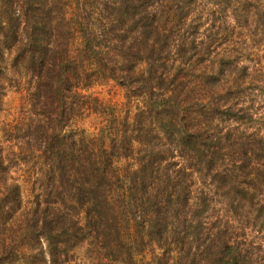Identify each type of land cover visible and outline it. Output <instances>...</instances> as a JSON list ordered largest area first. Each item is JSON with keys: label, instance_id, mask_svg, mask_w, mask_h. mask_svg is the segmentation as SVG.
I'll list each match as a JSON object with an SVG mask.
<instances>
[{"label": "trees", "instance_id": "trees-1", "mask_svg": "<svg viewBox=\"0 0 264 264\" xmlns=\"http://www.w3.org/2000/svg\"><path fill=\"white\" fill-rule=\"evenodd\" d=\"M4 2L10 11L18 1ZM83 4L85 13L62 15L69 41L81 40L74 54L70 43L54 40L60 30L39 13L40 0L23 1L17 27L2 23L32 79L35 124L44 135L31 140L53 177L44 206L39 201L28 218L31 235L46 240L53 264L85 238L86 227L106 258L127 264H264V92L236 80L226 103L213 97L189 107L194 98L176 91L181 84L215 91L229 74L242 77L241 57L253 52L248 40L231 39L235 57L214 54L227 28L220 34L216 21L201 28L207 17L199 0H106L102 12L91 0ZM128 32L131 42L124 41ZM101 71L138 83L134 93L144 96L150 117L123 121L109 141L104 133L80 136V148H69V94L78 106L87 101L79 89ZM194 108L190 125L184 112ZM1 149L0 185H7L10 157ZM8 201L22 205L18 184ZM82 212L81 224L75 219Z\"/></svg>", "mask_w": 264, "mask_h": 264}, {"label": "rangeland", "instance_id": "rangeland-1", "mask_svg": "<svg viewBox=\"0 0 264 264\" xmlns=\"http://www.w3.org/2000/svg\"><path fill=\"white\" fill-rule=\"evenodd\" d=\"M17 1L13 2L15 4L13 10L9 11L6 2L0 0V34L2 35L0 36V146L4 154L10 157V173L5 174L8 178L7 185H0V264H53L46 240L31 235L28 223L32 208L36 207L39 201H42L44 206L45 198L42 195L46 189L51 188L53 177L47 165L37 157L41 147L31 140L34 134L37 137L44 135L43 127L35 124V120L39 118L36 116L37 108L33 105L34 101L31 98L32 79L24 60H16L19 54L18 47L9 45L17 38L10 32L8 38H5L6 33L2 29V23L4 27L11 26V24L17 27L24 19L22 16L26 7L20 6L24 0ZM86 1L90 0L80 2L78 0H40L39 13L60 30V34H56L54 40L59 39L63 44L64 42L70 43L73 54L81 47V40L78 35H74L75 37L73 36L69 41L68 31L63 27L62 15L66 13L67 17H70L74 14L85 13L83 2ZM104 1L106 0H91L92 3H97L101 12L105 9ZM260 1L264 2V0ZM199 2L206 7L201 15L207 17L202 20L201 28L207 22L215 21L220 34L223 28H227L225 38L219 44L218 49L214 48V54L217 52L220 58L235 57L237 52H229L228 49L231 39L240 35L248 40L253 52H244V56L241 57L240 65H245L247 68L246 71L242 70L245 74L242 77L238 72L229 74L215 91L202 88L191 91L182 84L178 85L176 91H187L189 96L194 98L190 103L185 102L184 105L191 107L190 105L196 106L198 102L207 103L213 97L224 98V103H226L228 99H231L229 91H236L239 87L236 80L241 83L240 85L246 84V86L247 83L255 82L258 89L254 91L264 92V5L258 6L249 0H199ZM91 11L88 9L87 13ZM192 15L196 17L195 14ZM232 26H238V30L234 31ZM125 29L124 25L119 26L122 34ZM131 37L132 34L128 32L124 41L131 42ZM60 50L65 53L64 47H60ZM239 53L243 54V52ZM144 66V63H140L138 68L143 69ZM202 69L201 66V72ZM214 71L213 68L208 70L209 73ZM138 85V83L121 84L119 80L101 71L100 76L92 80L89 86L79 89L88 97L87 101L83 100L78 106L77 97L69 94L67 104H65L68 110L65 130L69 132V148L75 145L80 148V136L93 138L104 133L106 141H109L113 135V129L120 131L119 128H125L121 126L123 121H132L140 114L148 119L149 113L143 110L146 106L144 96L134 93ZM91 97L93 99H90ZM262 102L264 103V100ZM49 110L52 111L53 108ZM196 110L197 108H194L184 112L190 125ZM83 146L87 151L86 155L90 156L89 149ZM15 184L19 185L22 205L6 202ZM79 210L77 207L75 215ZM83 218L82 212L80 218L76 216L75 221L82 224ZM56 225L61 226L59 222ZM67 226L68 224L65 223V227ZM92 231L90 227H86L85 238L73 247L70 246L69 250L67 247L68 252L60 253L62 255L60 264H127L106 258L104 250L99 245V239L91 236Z\"/></svg>", "mask_w": 264, "mask_h": 264}]
</instances>
